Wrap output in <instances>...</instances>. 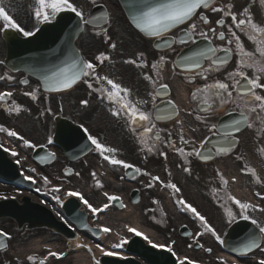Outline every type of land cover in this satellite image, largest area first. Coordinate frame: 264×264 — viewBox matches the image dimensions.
<instances>
[{"label": "snow or ice", "instance_id": "6c2138e0", "mask_svg": "<svg viewBox=\"0 0 264 264\" xmlns=\"http://www.w3.org/2000/svg\"><path fill=\"white\" fill-rule=\"evenodd\" d=\"M260 2L261 4H264V0H260ZM92 3L94 4L95 0H92ZM212 3L213 0H158L156 3H145L139 13L132 16V22L138 29L149 36L161 38L171 29L183 25L191 20L195 15H197L198 9L209 8ZM232 8L233 5L229 4L225 8L212 7L211 9L213 12H222L225 16L231 17L232 24L227 25V33L225 31L217 32L216 28H210L207 31H198L197 25L195 23H190L188 24L187 28L182 29L183 36L179 40L181 44H195L196 38L199 37L200 39L209 42L206 48L191 51L190 54L183 56L180 61V66L189 71L192 69H199L200 71H198L196 75L202 77L205 81L208 79L207 74L209 72L219 71L220 66L226 65L229 62V58L233 54L239 57L236 70L228 74V79L231 81V84L217 80L211 84L205 83L203 87H198L191 94V98L195 101H198L197 107L206 112H211L215 107L224 106L229 103L237 105L238 111L236 117L231 119L230 122L223 125L212 124L209 127V131L212 132L213 135L220 137V139L216 141V144L213 145L216 155L230 153L239 143V139L236 134L240 133L243 128L251 129L257 122H259L261 125H264V95L257 91L258 89L264 90V83L261 82L262 74H264V26L259 25L253 20L248 7H244L239 13L232 11ZM62 12L74 13L75 16L79 18L81 25H95L98 20L102 19L101 17L95 16L86 17L83 7H77V5L72 2V0H34L32 14L35 20L41 24L50 23ZM238 15L241 18H238ZM200 19L204 24L209 23L208 18L203 14L200 15ZM216 24L220 25L221 27L225 26L223 19L217 20ZM233 27L236 30L247 34L248 39L257 45L255 52L246 50L243 42L237 35V32L233 30ZM8 30H15L16 32L21 33L24 37H32L36 34L35 31H26L23 27H21L13 19V16L10 15L8 11H6L2 0H0V31L7 32ZM80 30L82 31L83 29L81 28ZM36 31H39V29ZM105 35H107L106 30ZM213 38L220 41H226V44L223 47H213L211 44ZM172 42L173 41L171 38L163 40V43L167 46H171ZM233 42H235L234 49L232 47ZM110 46L113 49L116 47L115 44H111ZM157 47H159V45H157ZM218 53H223V55H218ZM257 54L259 58H257ZM140 57H143V53H140ZM108 59H110V57L105 56L103 53L96 57V60L100 63H103ZM70 60L71 62L66 66L60 67L58 70L53 71L50 75H45L43 77L45 90L56 92L64 91L72 88L79 80L84 77L90 78L97 84L102 81H106L107 85L111 86L110 89L106 87L93 88L92 82H89V80H85L84 82L87 84L88 88L100 93L102 98H106L108 101L117 105V108L112 112V115L117 117L123 115L126 118V122L131 125V131L133 133L137 132L136 126L139 125V128L143 130L140 136L141 145L146 143L144 137L155 131L156 124L154 121L165 118V116L176 117L179 115V109L172 100L168 101V104L170 105L169 108L163 110L157 109V105L155 104V96L152 97V104L153 108L157 109V111L152 113L142 110L138 105L147 104V100L137 101L135 103L128 100L127 96L129 95L130 90L128 88L122 87L120 83L114 82L108 76L98 75L96 73V65L93 62L85 61L83 57L79 56L78 54L71 56ZM205 60L210 61L208 68L203 67V61ZM124 62L135 65L138 68L147 67V64L143 59H129ZM165 62V57L161 56L151 65L152 69L155 70L157 77L159 76L160 70L162 69ZM0 63H2V61H0ZM249 68L253 69L254 73H256L252 77H250L245 71V69ZM143 78L147 81H150L152 84H156L157 82L152 76L147 74H144ZM5 79L11 81L14 79V77L8 74L0 75V80ZM188 79L192 80L194 78L189 77ZM23 83H27V80L23 81ZM161 89L166 92L168 90V85L160 84L158 90ZM234 93L236 94L235 96ZM25 95H30L32 99L37 98L35 92L25 93ZM10 97H12V92H0V102H7ZM81 103L87 105L88 101L82 100ZM10 111L19 113L21 109L19 105H14ZM48 111L51 110L49 109ZM161 111L164 113L163 116L161 115ZM190 114L191 113H189V115ZM196 119L200 120L201 117L197 116ZM176 123L180 125V141L184 145H195L194 140L185 139L183 127L184 122L182 120H177ZM80 127L87 134V139L90 141L91 145L94 146V151H96L104 161H107L113 166H122V168L125 170L134 169L135 173L142 172L139 167H136L131 163H127L122 159L116 158L115 153L117 152V149L106 146L97 137L91 135L89 130L84 127L83 124H81ZM191 131L195 132L196 129H191ZM0 132H7V135L11 137L18 136L17 132L10 131L3 126H0ZM169 136H171V133H169ZM19 139L22 140L23 144L27 147H36L35 144L25 139L23 136H20ZM155 140L157 142L161 140L159 131H155ZM48 142H52L51 138H49ZM207 143L208 138L205 137L200 141L199 148L193 146L190 151H185L183 147L176 149L179 154L185 158L183 166V171L185 173L191 174V168L187 166L191 163V160L188 159L189 157H197L203 161L213 159V149H208L207 154L201 150L205 148ZM169 146L175 147V143L169 140ZM0 147H3V145H0ZM4 150L8 151L7 148H4ZM89 150L93 149L90 148ZM146 150L148 152H153L156 150V145L152 144L148 146ZM261 151L264 152V148H262ZM11 154L13 156L17 155L15 151H12ZM159 154L161 156H165L166 158V153L160 152ZM48 158H54V154H50L49 157H42L41 159ZM237 159H240V157L237 156ZM17 163H19V161H17ZM31 171L35 172V169H31ZM243 171L250 173L253 177H255L256 182L260 183V178L257 176L255 169L245 166ZM66 174L71 175L72 173L69 171ZM76 174L79 175V173ZM142 174L146 176L151 175L148 172H143ZM170 175L171 173H169V176ZM92 176L95 178L96 173L93 172ZM24 179L31 181L33 184L36 183V180L32 176H24ZM153 181H159L163 187L171 189L173 195L181 192V189L176 183L171 182V180H169L167 183H164L158 176H151V181L147 184V187H153ZM221 181L223 185L227 186L228 181L225 180L222 175ZM43 182L45 185L51 183L47 176L43 177ZM96 185L97 187H102V184L99 180H96ZM36 190L37 192L40 191L39 188ZM60 191L61 189L59 187L52 188L53 193H59ZM66 195L68 197H79L83 204L94 215L104 211L109 207V204H104L99 208L94 207L87 199H85L83 195L76 191H68ZM104 195L107 197L109 202H119V206L121 208L125 207L120 197L108 195V193H105ZM256 196H259L261 200L264 201V196H262L260 192H257ZM0 198L6 199L7 197ZM53 199L56 200L57 203H61V198L59 195H53ZM226 199L231 201L239 209V212L237 213L233 211L231 207H226L224 204H221V207L225 208L228 224H232L236 222L237 219H239L250 222V224L258 230L256 232L250 233L246 242L241 244L239 248L240 254H247L253 249H261L264 251V248H262V245H264V222L259 221L250 214L257 211L264 213V206L241 201L240 199H237L236 197L227 193ZM176 203L181 206L183 211L191 212L194 217L200 221L203 232L198 231L195 234L196 237L203 236L205 233H210L212 237L215 238L216 242H218L220 245H225V240L220 234L217 233L216 229L211 224H209L206 217L202 215L195 207L186 203L183 198L176 199ZM57 214L59 215V213ZM61 219L63 220L64 218L61 216ZM76 219L81 222L82 226H87L84 224V218L82 216H78ZM65 223L68 222L65 221ZM69 227H71V225H69ZM98 230L99 232H103L105 234H108L112 231L110 227L103 225L98 226ZM127 231L129 233H133L135 236L143 235V233L138 231L135 227L128 226ZM0 236L7 237L8 234L0 231ZM143 238L147 240V242L152 245L153 248L166 247V245L163 244L158 245L153 243V241L146 235H143ZM126 243H128V241L121 237L119 243H115L111 247L114 249H119ZM174 243L175 242L173 241V244ZM196 244L198 247L204 248V245L200 244L198 240H196ZM75 246L77 248H87V250L91 252V248L88 245L76 244ZM96 247L102 254L106 256H112L116 254L113 251H105V249L101 247L100 244H97ZM188 247H192V245L190 244ZM167 250L172 252L173 255H176L171 247H168ZM204 250L207 253H211L213 251L211 247L204 248ZM231 251L237 252L238 249L233 248ZM63 255H65V253H57L55 251L48 252V256L56 257L57 259ZM46 259L47 257L41 260L40 264H45ZM28 260L33 261V264H35L34 256H29ZM186 262L187 264H198L196 260L188 257L178 258V264H186ZM95 264H100V262L97 260L95 261ZM222 264H226V262L222 261ZM258 264H264V259H260Z\"/></svg>", "mask_w": 264, "mask_h": 264}, {"label": "flooded vegetation", "instance_id": "af4514ba", "mask_svg": "<svg viewBox=\"0 0 264 264\" xmlns=\"http://www.w3.org/2000/svg\"><path fill=\"white\" fill-rule=\"evenodd\" d=\"M233 5L232 11L239 13L243 10L244 7H248L250 14L253 17V20L258 23L261 26H264V4H261L260 0H219L216 5L213 7H221L225 8L227 5ZM208 18L209 23L204 24L203 21L199 18L195 19V24L197 25V30H204L207 31L210 28H216L217 32L219 31H225L227 33V25H231V17L225 16L222 12H213L210 10L206 15ZM238 18L239 17L238 15ZM219 19H223L225 22V26L221 27L220 25L216 24V21ZM233 30L237 32V35L240 37V40L243 42L246 50L255 52L256 44L248 39V35L240 32L239 30H236L233 27ZM197 39H200L197 37ZM211 44L213 47H223L226 44V41H220L215 38L212 39ZM233 49L235 48V42H233ZM143 53V59L146 61L147 65H150L149 69H146L144 67V72L146 71L147 75H150L153 77L154 80L157 81V86L155 84L152 85L153 89H149V87L144 83H138L136 85V101H143L147 100V104H141L138 105L142 110L149 111L154 113V108L152 104V97H156L157 90L159 88V83L161 80V71L164 69L165 64L170 60V52H155L153 48L145 47L142 49ZM218 55H223V53H218ZM161 56L165 57V64L163 65L162 69L160 70L159 76L157 77L155 70L152 69L151 65L156 62ZM257 58L258 54H257ZM239 57L235 54H233L229 58V62L226 65H221L219 71H212L209 72L208 79L205 81L202 77L197 76L196 73L200 71L199 69L195 72V74L187 75L185 77L186 81L188 83L194 84L193 92L198 87H203L205 83L211 84L217 80H221L224 82H228L231 84V81L228 79V74L231 72H234L236 70L237 61ZM210 64V61H205L203 64L204 68H208ZM247 74L252 77L256 73H254L253 69H245ZM189 77H193L194 79L189 80ZM238 78V77H237ZM261 82L264 83V74H262ZM162 84V83H161ZM260 94L264 95V90H257ZM165 92L162 91L161 95H163ZM151 94V95H150ZM192 94V92H191ZM236 94L234 93V96ZM190 101L192 103V110L187 112L182 116L180 120L184 122V136L185 139H190L195 141V145L189 144L184 145L179 137L172 138L169 136V133H172V130L169 126L158 124L156 121V129L155 131H159L161 140L157 142L155 140V131L153 133L148 134V136L144 137V140L146 143L142 146L147 147L155 144L156 149H167V150H174L176 151V147L178 145L179 148L183 147L185 151H190L193 146L199 148L200 141L203 140L205 137L208 138V142L211 141L214 144H216V141L220 139L219 136L213 135L212 132L209 131V127L212 124H218L223 125L228 122H230L231 119L236 117L237 114V105L233 103H229L224 106L215 107L213 111L206 112L202 111L200 108L197 107L198 101H195L191 98L190 95ZM134 102V103H135ZM160 101L157 99L155 100V104L157 105ZM239 103V101H238ZM189 113H191L189 115ZM200 116L201 119L197 120L196 117ZM122 119L119 122V132L121 134V141L124 142V138L122 135L125 133L124 126H123V119H126L123 115H121ZM138 130V136H135V139H140V136L142 134V129L139 128V125L136 126ZM131 128V125H130ZM180 129V125H179ZM191 129H196L195 132L191 131ZM239 143L234 147V149L224 155H216L215 149H213V145L206 144L204 149H201L202 151L207 154L208 149H213V159H210L208 161H203L197 157H189L188 159L191 160L190 165H187L191 168V174L185 173L183 171L184 166V157H182L178 152V161H179V172L180 176L184 182V185L187 187V190L194 191L198 194H202L204 190L207 189V185L213 183V181L219 180L221 182V189L219 190V205L224 204V201L229 202V200L226 199V193L228 194L227 186L223 185L221 181V175L224 177L229 176L231 173H237L239 177L242 178H249L250 173H247L243 171L245 166L248 167V163L250 161V157L253 155L251 153L252 150L255 149H261L264 143V125H261L259 122H257L253 128H243L240 133L236 134ZM169 140L175 143V147L169 146ZM141 144V143H140ZM155 151V150H154ZM258 155H262V151L259 150ZM237 156L240 157V159H237ZM249 168V167H248ZM219 173V174H218ZM223 177V178H224Z\"/></svg>", "mask_w": 264, "mask_h": 264}, {"label": "rangeland", "instance_id": "374dc122", "mask_svg": "<svg viewBox=\"0 0 264 264\" xmlns=\"http://www.w3.org/2000/svg\"><path fill=\"white\" fill-rule=\"evenodd\" d=\"M73 1V0H72ZM75 4L78 5V0H75ZM79 5L78 7H83V11L86 10V8L90 7L92 4L89 2V0H79ZM105 2L111 12H112V19H111V27L114 28L116 27V31L119 32V34H122L123 32H129L131 34V29H129L127 22L125 21L124 17L122 16V12L118 6V4L116 3L115 0H97L94 4L99 3V2ZM131 30V31H130ZM133 32V31H132ZM131 36H135L138 37V35L136 33L133 32V34H131ZM109 72L108 68H101L100 69V73L102 76H107L106 73ZM80 88H77L75 91L69 93V94H64V95H58V96H51V95H47L44 94L42 92L39 91L37 85H34L33 87V92L36 93V96L38 98V101L35 102H29L28 100H24L23 103V109L21 114L19 113L18 115H16V121H14L13 125H17V126H13L16 127L17 130L19 131H23L25 132L27 135H29L31 132L36 131L37 129V122L39 121L36 118V111L38 110H51V106L54 103L53 101L56 98H62V97H70L73 98L76 94H78ZM42 105V107H41ZM23 113V114H22ZM102 120V118L100 119ZM92 131L98 132L99 129V124L93 125L91 127ZM94 136V134H92ZM105 140H103L102 138L100 139V141L102 143H104L106 146H110V147H115L117 145V138H116V134L114 132V128L110 127V130L105 132L104 135ZM9 193H13L12 191H10ZM8 194V193H6ZM144 206H147V202ZM143 206V207H144ZM139 209L141 210V207H139ZM165 209H167V215L170 216L169 218L172 219V216L176 214V217L178 215V212L173 211L172 207H170V204L167 203V205H165ZM159 216H155V214H150L149 211L147 212L146 209L143 208V212H139V214H134L133 216V223L139 224L140 226L145 227L144 222L146 223L151 222L152 225L149 226L147 229H149V234L151 236L154 237V239H156L157 241L161 242V243H170L171 241L176 242V251H178V253L181 255H189L190 254V258L191 259H195L198 263L200 264H215L213 262H209L207 260H204L203 255L201 252H197L196 250H194L192 247H188V246H184L183 244H181V242H179V240L177 239V237H171L170 233L172 231H170L168 229V224H164V219L165 217V211L158 214ZM160 219V221L158 220ZM264 219V218H263ZM174 221H176L173 218ZM264 222V221H263ZM178 224V222H177ZM170 231V232H169ZM169 238V241H166V238ZM167 238V240H168ZM177 239L178 242L175 240ZM171 240V241H170ZM166 241V242H165ZM171 245L168 244L167 247H170ZM63 247L59 246L58 247V251H62ZM99 249L97 247L94 248V251H98ZM112 250H116V249H112ZM218 264V263H217ZM219 264H222L219 263Z\"/></svg>", "mask_w": 264, "mask_h": 264}, {"label": "water", "instance_id": "95a60500", "mask_svg": "<svg viewBox=\"0 0 264 264\" xmlns=\"http://www.w3.org/2000/svg\"><path fill=\"white\" fill-rule=\"evenodd\" d=\"M139 245H141V243L138 242ZM141 250L140 252H138L141 256L145 257L146 259H148V261L151 264H174V262L171 259H168L167 256L164 255H159L157 253H152L150 252L147 248H144L141 245ZM131 251H134L131 249ZM133 263V262H131ZM102 264H129L126 262H120V261H115V260H103ZM136 264V263H133Z\"/></svg>", "mask_w": 264, "mask_h": 264}, {"label": "bare ground", "instance_id": "6f19581e", "mask_svg": "<svg viewBox=\"0 0 264 264\" xmlns=\"http://www.w3.org/2000/svg\"><path fill=\"white\" fill-rule=\"evenodd\" d=\"M136 229H137V228H136ZM138 231H139V230H138ZM140 232H141V231H140ZM108 240H109V239H108ZM106 243L109 244L108 241H106ZM105 251H107V249H105ZM98 255H104V254H102L101 252H99ZM112 256H118V255H112ZM78 258L81 260V262H85L84 259H85L86 257L84 256V253H83V254H78Z\"/></svg>", "mask_w": 264, "mask_h": 264}]
</instances>
